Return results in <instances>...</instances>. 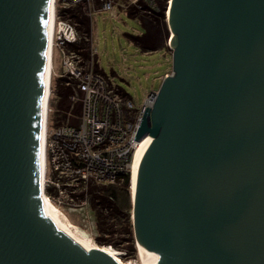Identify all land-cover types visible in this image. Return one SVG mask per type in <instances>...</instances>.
Returning a JSON list of instances; mask_svg holds the SVG:
<instances>
[{
  "label": "water",
  "instance_id": "1",
  "mask_svg": "<svg viewBox=\"0 0 264 264\" xmlns=\"http://www.w3.org/2000/svg\"><path fill=\"white\" fill-rule=\"evenodd\" d=\"M49 10L50 0H0V264H124L87 252L43 210ZM167 21L173 72L135 137L152 139L136 245L153 264H264V0H172Z\"/></svg>",
  "mask_w": 264,
  "mask_h": 264
},
{
  "label": "built area",
  "instance_id": "2",
  "mask_svg": "<svg viewBox=\"0 0 264 264\" xmlns=\"http://www.w3.org/2000/svg\"><path fill=\"white\" fill-rule=\"evenodd\" d=\"M119 2L66 0L63 6H82L92 20L93 14L103 11L115 17ZM129 7L148 15L160 11L157 0H127L125 8ZM55 15L53 79L45 131L44 194L58 209L89 214L91 186L118 184L126 175L132 177L134 154L139 143L135 137L146 107L153 108L158 91L148 92L144 100L136 104L114 78L104 72L92 40L89 39V55L85 59L77 47L82 41L77 24L59 17L57 10ZM57 57L60 59L58 72L55 67ZM59 77L67 78V84L71 86L70 112L61 124L52 127L50 101L53 81ZM75 108H78L77 114ZM93 218L91 221L96 227Z\"/></svg>",
  "mask_w": 264,
  "mask_h": 264
},
{
  "label": "trees",
  "instance_id": "3",
  "mask_svg": "<svg viewBox=\"0 0 264 264\" xmlns=\"http://www.w3.org/2000/svg\"><path fill=\"white\" fill-rule=\"evenodd\" d=\"M64 1L66 0L56 1L58 16L70 19L77 24L82 36V41L77 47L86 59L89 55V39L91 40L92 34L91 19L84 13L82 6L65 8L63 6ZM157 1L160 11H155L152 15L142 13L133 7L126 9L128 16L139 21L144 29V32L140 35H127L129 41L143 52L169 49L167 41L170 38V33L166 17L169 0ZM67 82V78L59 77L54 85L53 96L50 101L52 127L61 124L70 112L69 95L71 94V86ZM74 113H78V108H75ZM131 189V178L128 174L122 183L91 186L90 194L91 204L94 211H96V226L99 231L97 241L100 246L104 245L103 247L108 248L114 254L117 253L115 248H118L126 257L137 260L138 258L135 256L137 248L134 240V226L131 217L133 210Z\"/></svg>",
  "mask_w": 264,
  "mask_h": 264
},
{
  "label": "rangeland",
  "instance_id": "4",
  "mask_svg": "<svg viewBox=\"0 0 264 264\" xmlns=\"http://www.w3.org/2000/svg\"><path fill=\"white\" fill-rule=\"evenodd\" d=\"M56 1L57 0H55V5ZM126 1L127 0H120L117 7V15L115 17H112L110 13L106 11L93 14L91 20V40L94 47L98 49V61L101 67L104 69V72L107 75L112 76L115 82L125 90L126 94L131 99H133L136 104H140L144 100V97L148 92L159 90L162 80L166 77V75L172 74V43L171 39L169 38V40L167 41V46L169 47V49L143 52L135 44L129 41L127 37L128 34L140 35L144 32V29L139 21L128 16L125 10ZM167 27L169 30L170 27L168 21ZM169 33L171 37L170 30ZM52 67L53 64H51V73ZM55 67L56 71L58 72L60 68L59 57L56 58ZM52 79L53 74L51 77V84ZM56 80L57 78L53 81V91ZM54 98L57 101L55 95ZM89 199L91 202V196L89 197ZM59 210L79 228L81 227L80 229L84 231L88 237L91 236L90 238L94 240V243L99 244L97 241L99 231L97 229V226L95 227L93 222L91 221L93 216V219H95L96 222V211H94L92 204H90V208H88L89 214L85 213V211H70L67 209H65L66 211L61 209ZM115 249L117 253L115 251L114 252L120 258L128 262L141 264L138 248L135 255L136 258H138L137 260L131 259L132 257H126L125 255H123L122 251H119L118 248Z\"/></svg>",
  "mask_w": 264,
  "mask_h": 264
},
{
  "label": "bare ground",
  "instance_id": "5",
  "mask_svg": "<svg viewBox=\"0 0 264 264\" xmlns=\"http://www.w3.org/2000/svg\"><path fill=\"white\" fill-rule=\"evenodd\" d=\"M55 7V11H54ZM54 12V14H53ZM56 5L55 0H50V10L48 16V26H47V42H46V57L45 65L43 69V82H42V97L40 106V136H39V153H38V191L39 196L43 203V210L46 217L51 220V222L66 236H68L75 244L84 248L87 252L96 255H108L112 258L123 262L124 264H131L122 260L119 256L114 254L108 248L100 246L94 243L90 237H88L84 231H82L76 224H74L70 219L63 214L52 202H50L47 194H44L45 188V176H46V156H45V135H46V121L48 117V103L51 91V77L53 74V67L51 73V64L54 66L53 61V34H54V24L56 20ZM168 13V12H167ZM175 39L174 33H171V43L173 45V40ZM51 40V47H50ZM52 62V63H51ZM51 74V77H50ZM152 139L146 137L137 146V150L132 173V199L136 194L138 173L140 168V162L147 149L148 145ZM88 234V233H87ZM138 253L140 255L141 264H153L152 258L146 255L143 245L141 242H137Z\"/></svg>",
  "mask_w": 264,
  "mask_h": 264
},
{
  "label": "crops",
  "instance_id": "6",
  "mask_svg": "<svg viewBox=\"0 0 264 264\" xmlns=\"http://www.w3.org/2000/svg\"><path fill=\"white\" fill-rule=\"evenodd\" d=\"M92 35V34H91Z\"/></svg>",
  "mask_w": 264,
  "mask_h": 264
}]
</instances>
